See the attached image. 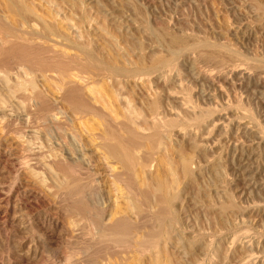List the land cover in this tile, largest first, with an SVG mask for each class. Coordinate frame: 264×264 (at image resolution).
I'll return each instance as SVG.
<instances>
[{
  "label": "rangeland",
  "instance_id": "rangeland-1",
  "mask_svg": "<svg viewBox=\"0 0 264 264\" xmlns=\"http://www.w3.org/2000/svg\"><path fill=\"white\" fill-rule=\"evenodd\" d=\"M21 1L0 0V46L32 48L9 60L0 48V264H264V0ZM77 87L97 104H71ZM108 129L136 150V191L107 150ZM62 163H77L83 203L70 197ZM157 178L175 185L173 220L143 194ZM125 215L137 226L126 242L99 243L101 228Z\"/></svg>",
  "mask_w": 264,
  "mask_h": 264
},
{
  "label": "bare ground",
  "instance_id": "bare-ground-1",
  "mask_svg": "<svg viewBox=\"0 0 264 264\" xmlns=\"http://www.w3.org/2000/svg\"><path fill=\"white\" fill-rule=\"evenodd\" d=\"M22 1H23V0H22ZM22 1H21V2H22ZM25 3H26V2H25ZM11 4H13V3H11ZM22 4H23V3H22ZM15 6H16V5H15ZM21 8H23V7H21ZM22 10H23V9H22ZM1 23H2V22H1ZM5 26H6V25H5ZM0 29H2V28H0ZM8 31L10 32V30H8ZM8 31H7V32H8ZM4 36H5V35H4ZM16 36H17V35H16ZM2 38L4 39V37H2ZM5 38H7V37H5ZM9 38H10V37H9ZM176 38H177V37H176ZM163 39H164V38H163ZM181 39H182V38H181ZM6 40H7V39H6ZM177 40H178V39H175L176 42H177ZM8 41H9V40H8ZM15 41H16V40H15ZM26 41H27V40H26ZM0 42H1V41H0ZM6 42H7V41H6ZM8 43H9V42H8ZM8 43H7V46L9 45ZM13 43H17V42H13ZM18 43H19V42H18ZM18 43H17V44H18ZM23 43H24V42H23ZM177 43H178V45L180 46L179 42H177ZM17 44H16V46H17ZM26 44H27V43H26ZM31 44H32V43H31ZM20 45H21V46H20ZM20 45L18 44L19 47H24V44H22V42L20 43ZM28 45H29V44H28ZM167 45H168V44H167ZM169 45H170V44H169ZM1 46H2V45H1ZM1 46H0V48H1V50H3L4 47L2 48ZM9 46H11V47H9V49H8V47L6 48V46H5V50L7 49V54H9V55L6 54V55H7L6 59H7L8 57L10 58L11 55H13L15 52L18 53V48H19V47H17V48H16L17 51H15V50H14V49H15V47H14L15 45H13L14 49L12 48V44L9 45ZM26 46H27V45H25V47H26ZM25 47H24V49H25ZM30 47H31V46H30ZM30 47L27 46V49L31 50L32 48L30 49ZM174 47H175V46H174ZM176 47H177V46H176ZM176 47H175V48H176ZM177 48H178V47H177ZM22 49H23V48H22ZM27 49H25V50H27ZM178 49H179V48H178ZM5 50H3V51H5ZM38 50H39V49H38ZM19 51H20V50H19ZM23 51H24V50H23ZM23 51H22V52H23ZM27 51H28V50H27ZM27 51L25 52V54H22V55H21L22 59H23V60H26V61L28 60V56L31 55V52H27ZM39 51H40V50H39ZM41 51H42V50H41ZM173 52H174V51H173ZM1 53H2V51H1ZM34 53L36 54V51H35ZM4 54H5V53H4ZM4 54L2 53V56L4 57V62H5L6 59H5ZM32 54H33V53H32ZM35 54H34V55H35ZM14 55H15V54H14ZM14 55H13V56H14ZM16 55H17V54H16ZM16 55H15V56H16ZM0 56H1V55H0ZM2 56L0 57V59L3 58ZM41 56H42V55H41ZM207 56H208V55H207ZM16 57H17V56H16ZM16 57H15V58H16ZM21 57H18L17 59H19V58L21 59ZM31 57H32V56H31ZM92 57H93V56H92ZM158 57H159V56H158ZM9 58H8L7 60H9ZM13 58H14V57H13ZM29 58H30V57H29ZM36 58H39V55H38V57H36ZM169 58H170V57H169ZM20 59H19V60H20ZM92 59H94V58H92ZM1 60H3V59H1ZM12 60H13V59H12ZM31 60H32V59H31ZM31 60H30V61H31ZM40 60H41V59H39V61H40ZM72 60H73V59H72ZM74 60H75V59H74ZM159 60H160V59H159ZM159 60L157 59L156 61H159ZM21 61H22V60H21ZM28 61H29V60H28ZM93 61H94V60H93ZM97 61H98V60H97ZM156 61H155L154 65L156 64ZM164 61H165V60H164ZM164 61H163V59L160 60V62H161V65H160V66H164V65H165V64L162 65V64H163L162 62H164ZM177 61H178V60H177ZM8 62H9V61H7V63H8ZM10 62H11V61H10ZM10 62H9V63H10ZM78 62H79V60H78ZM129 62H130V61H129ZM143 62H144V61H143ZM165 62H167V61H165ZM76 63H77V62H76ZM138 63H139V62H138ZM144 63H146V62H144ZM63 64H66L65 66L68 65V64L65 63V62L62 63V64L59 63V64H58V68L60 67L61 69H63V67H64ZM77 64H78V63H77ZM79 64H80V63H79ZM97 64H98V63H97ZM136 64H137V63H136ZM142 64H143V63H142ZM150 64H151V63H150ZM169 64H170V63H169ZM124 65H125V64H124ZM140 65H141V64H140ZM176 65H177V64H176ZM151 66H152V65H151ZM157 66L159 67V65H157ZM68 67H69V66H68ZM104 67H105V66H104ZM152 67H153V66H152ZM166 67H167V66H166ZM169 67H170V66H169ZM176 67H177V66H176ZM95 68H96V67H95ZM105 68H106V67H105ZM148 68L150 69V67H148ZM64 69H65V67H64ZM111 69H112V68H111ZM114 69H116V68H114ZM125 69L127 70L128 68L125 67ZM135 69H136V68H135ZM153 69H154V68H153ZM159 69L161 70V68H159ZM118 70H119V69H118ZM126 70L123 69L124 72H123V71H122V72L125 73ZM110 71H111V70H110ZM115 71H117V70H115ZM134 71H135V73H136V70H134ZM148 71H149V70H148ZM151 71H155V70H152V69H151ZM151 71H150V72H151ZM156 71H157V70H156ZM156 71H155V72H156ZM127 73H128V72H127ZM127 73H125V74H127ZM103 74H104V73H103ZM119 74H121V73H119ZM129 74H131V73L129 72L127 75L129 76ZM142 74H143V73H142ZM109 75H110V74H109ZM136 75H137V74H136ZM152 75H153V73H152ZM165 75H166V73H165ZM78 77H80V76H77V78H78ZM134 77H135V76H134ZM142 77H143V76H142ZM80 78H81V77H80ZM75 79H76V78H75ZM75 79H74V80H75ZM83 79H84V78H83ZM79 80H80V79H79ZM80 81H81V80H80ZM77 82H78V80H77ZM77 82H76V83H77ZM83 82H84V81H83ZM180 82H181V81H180ZM87 83H88V82H87ZM79 84L81 85V84H82V81H81V83H79ZM79 84H77V85H79ZM83 84H84V83H83ZM83 84H82V85H83ZM80 85H79V88H80ZM85 85H86V84H84L83 86H85ZM89 85H90V84H89ZM83 86H82V88H81V89H82V92L84 91V89H88L87 91H88V94H89V90H90L91 87H88V86H87V88H86V86H85V88L83 89ZM75 87H76V84H75ZM72 88H74V87H72ZM76 89H77V90H76ZM76 89H75V90H74V89H71L69 92H67V99L70 101L71 104H73V105H75L76 107H79V108H85V110L89 107V106H87V103L90 102V99L92 100L91 103H95V102H96V104H97L96 98L99 99V97H100V96L97 97V96H98L97 93H96L97 96H94V95H95V93H93L94 91H93V92L90 91L92 94L89 96V100H88V98H87V99L85 98V97H88V95L86 94L87 92H85L86 90L84 91V92H85V97H84V93H83V94H78V92L82 93V92H81V89H78V87H77ZM68 90H69V89H68ZM92 90H93V89H92ZM148 91H149V90H148ZM102 94H103V93H102ZM79 95H80V96H79ZM82 95H83V96H82ZM107 95H108V94H107ZM179 95H180V94H179ZM81 96H82V97H81ZM102 96H103V95H102ZM109 96H110V95H109ZM83 97H84L85 99H84ZM111 97H112V96H111ZM65 98H66V95H65ZM106 98H107V97H106ZM108 99H109V98H108ZM150 99H151V98H150ZM113 100H114V99H113ZM93 101H94V102H93ZM99 101H100V100H98V103H99ZM105 101H106V100H105ZM114 101H115V100H114ZM189 101H190V100H189ZM109 102H110V101H109ZM160 102H161V101H159V99H155L154 102L152 103V106H154L153 109H155L157 106H160V104H161ZM91 103H90V104H91ZM102 103H103L104 105H103ZM111 103H112V102H111ZM184 103H185V102H184ZM101 104L103 105V106L101 105V106H102V107H101L102 110H104L106 113H108L110 116H112V117L114 118V115L111 113V112H113V111H111L110 108H109V110H108V108L105 106V105L108 104V103H107V102L105 103L104 100L101 99ZM185 104H186V103H185ZM99 105H100V104H99ZM113 105H114V104H113ZM115 105H116V104H115ZM125 105H126V104H125ZM107 106H108V105H107ZM111 106H112V105H111ZM111 106H110V107H111ZM149 106H150V104H149ZM45 107H47V106H44V108H45ZM99 107H100V106H99ZM42 108H43V107H42ZM44 108H43V109H44ZM79 108H78V109H79ZM111 108H112V107H111ZM157 108H158V107H157ZM157 108H156V109H157ZM88 109H89V108H88ZM98 109H100V108H98ZM102 110H101V111H102ZM83 111H84V110H83ZM89 111H90V110H89ZM109 111H111V112H109ZM89 113H90V112H89ZM104 114H105V113H104ZM111 114H112V115H111ZM134 115H135V114H134ZM156 115H157V114H156ZM106 116H107V115H106ZM128 117H130V116L128 115ZM131 117H132V116H131ZM135 117H136V115H135ZM136 118H137V117H136ZM201 118H202V117H201ZM238 118H239V117H238ZM117 119H118V118H117ZM129 119L132 120V121L134 122V120H133L134 118H133V119H131V118H127V121H128ZM107 120H108V119H107ZM114 120H115V119H114ZM114 120H112V122H113ZM105 121H106V120H105ZM117 121H118V120H117ZM109 122H110L112 125H113V124H114V125H117V123H116V124H115V122L112 123L110 120H109ZM128 122H129V121H128ZM133 122H132V123H133ZM175 122H176V121H175ZM120 123H121V122H120ZM125 123H126V122H125ZM125 123H124V124H125ZM134 123H135V122H134ZM155 123H156V122H155ZM168 123H169V122H168ZM197 123H198V122H197ZM130 124H131V123H130ZM136 124H137V123H136ZM136 124H135V125H136ZM157 124H158V123H157ZM173 124H174V123H173ZM109 125H110V124H109ZM112 125H111V126H112ZM114 125H113V126H114ZM106 126H107V125H106ZM123 126H124V125H123ZM131 126H132V125H131ZM137 126H138V125H136V127H137ZM154 126H156V124H155ZM157 126H158V125H157ZM157 126H156V127H157ZM127 127H128V126H127ZM127 127H124V129L126 128V130H127V131H125V134H127L126 132L130 131V129L128 128V129H129V130H128ZM140 127H141V126H140ZM156 127H155V128H156ZM157 128H160V127L158 126ZM157 128H156V132H158V133L160 134L161 132H159ZM162 128H163V127H162ZM162 128H161V129H162ZM116 129H117V127H116ZM124 129H123V130H124ZM145 129H146V128H145ZM104 130H106V129H104ZM132 130H133V128H132ZM134 130H135V129H134ZM134 130H133V131H134ZM137 130H138V128H137L135 131H137ZM139 130H141V129H139ZM118 131H119V129H118ZM121 131H122V130H121ZM135 131H134V132H135ZM119 132H120V131H119ZM119 132H118V134H119ZM106 133H107V136L109 137V140L113 139V140L116 141L115 143H110V144L108 145V149H107V147H106V149L109 150V153H112L113 155H115L116 158H119V160L121 159L120 162H123V163H122L123 165L125 164L124 167H126L125 170H126V169L128 170V171H127V172H128V173H127L128 175H130V173L132 172V174L130 175V180H129V181H130V184H132V186H133V184H137V185L140 184V185H141L140 182H141L142 180H138V179H137V178H138V177H137V174H138V173H136V170H135V162H136V159H137V158L135 159V157H132V155L135 156L134 153H136V152H135L136 150H135V151L133 150L134 152L132 151L133 154H132V152L129 150L130 147H132L130 144L135 145L136 143L133 144V143H130V142H129L130 147H129V146L126 147L125 145H128V143H127L128 140L126 139V136H128L129 134H128V135H125V137H124V138L126 139V140H124V141H126V142H124V143H127V144H124V143L122 144V140L120 139V138H121L120 135L122 136V134H120L119 137H118V135H117V134L114 132V130H112V129H108V132L106 131ZM106 133H104V134H106ZM120 133H124V132L122 131V132H120ZM130 133L133 134L131 131H130ZM135 133H136V132H135ZM150 133H152V132H150ZM148 134H149V133H148ZM148 134H147V136H148ZM159 134H158V135H159ZM153 135H154V133H153ZM131 136H132V135H131ZM140 136H141V135H139V133H138V134L136 133V134L133 136V139H134V140H137L138 138H140ZM143 136L147 137V136L144 135V134H143ZM150 136H151V135H150ZM150 136H149V137H150ZM129 137H130V136H129ZM152 137H156V135H155V136H152ZM152 137H151V139H152ZM161 137H162V136H161ZM147 138H148V137H147ZM117 139H119V140L117 141ZM143 139H144L145 141L150 140L149 138H148L147 140H146L145 138H143ZM154 139L159 140L158 137H156V138H154ZM154 139H153L152 142H151L152 145L155 144V141H156V140L154 141ZM142 141H143V140H142ZM145 141H144V142H145ZM150 141H151V140H150ZM153 141H154V142H153ZM110 142H111V141H110ZM132 142H133V141H132ZM148 142H149V141H148ZM139 143H140V142H139ZM149 143H150V142H149ZM151 143H150V145H151ZM153 143H154V144H153ZM107 144H108V142L106 143V145H107ZM141 144H142V143H141ZM144 144H145V143H144ZM147 144H148V143H146L145 145H147ZM137 146H138V145H137ZM148 146H149V145H148ZM103 147H104V146H103ZM128 147H129V149H128ZM135 147H136V146H135ZM146 147H147V146H146ZM150 147H151V146H150ZM153 147H154V146H153ZM137 148H139V147H137ZM156 148H157V147H156ZM147 149H148V148H147ZM157 149H158V148H157ZM153 150H154V149H153ZM158 150L160 151V149H158ZM138 154H139V152H138ZM139 158H140V157H139ZM167 159H168V158H167ZM186 160H187V159H186ZM186 160L183 159V164H182V165H183V168H182V171H184V172L186 173V175L189 174V176H190V173H192V172L189 171L190 168L188 169V166H189L188 163H190V162H188L189 160H188V161H186ZM168 161H169V160H168ZM168 161H166V164L169 165V162H168ZM180 161H181V160H180ZM59 162L61 163V161H59ZM181 162H182V161H181ZM187 162H188V163H187ZM55 163H56V162H55ZM66 163H67V162H66ZM69 163H70V162H69ZM179 163H180V162H179ZM58 164H59V163H58ZM62 164H63V163H62ZM64 164H65V163H64ZM64 164H63V165H64ZM76 164H77V163L73 164V167H74V165H75V167H78V165H76ZM176 164H177V163H176ZM54 165H56V164H54ZM66 165H67V164H66ZM182 165H181V167H182ZM57 166H58V165H57ZM69 166L71 167V165H69ZM64 167H65V168H64ZM67 167H68V166H65V165L63 166V168H64L65 170H67ZM73 167L71 168V171H70V169H69V171L67 170L69 173H67L64 169L61 170V171H63L62 173H64V176H65V172H66V175H68V178H66V179H69V176H70V179H71V177H72V181H71L70 183L68 182L69 186L67 185V186H65V187H66V189H67V188L69 189V195H70V197H72V198L75 197V198L79 199V200L82 202L83 198H86L85 195H86L87 193L84 195V190H83V189H84L85 187L83 188V185H82L81 183H79V180L77 179V177L74 178V177H75L74 175H76V174H75V173H76V170L73 171V170H74ZM75 167H74V168H75ZM79 167H80V166H79ZM136 167H137V165H136ZM50 168H51V167H50ZM56 168H57V167H56ZM54 169H55V168H54ZM76 169H79V171L81 172L80 168H76ZM167 169H168V168H167ZM183 169H184V170H183ZM169 170H171V169H169ZM173 170H174V169H173ZM179 170H180V168H179ZM64 171H65V172H64ZM72 171H73V172H72ZM122 171H124V170H122ZM129 171H130V172H129ZM137 171H138V170H137ZM176 171H177V169H176ZM74 172H75V173H74ZM140 172H141V171H140ZM169 172H171V171H169ZM177 172H178V171H177ZM62 173H61V174H62ZM73 173H74V175H73ZM122 173H123V172H122ZM173 173H174V172H173ZM120 174H121V173H120ZM120 174H119V175H120ZM140 174H141V173H140ZM177 174H178V173H177ZM82 175H83V174H82ZM128 175H127V176H128ZM167 175H168V174H167ZM170 175H171V174H170ZM170 175H169V176H170ZM175 175H176V174H175ZM178 175H179V174H178ZM183 175H184V173H183ZM186 175H184V176H186ZM87 176H88V175H87ZM125 176H126V174H125ZM163 176H164V175H163ZM184 176H183V177H184ZM128 177H129V176H128ZM139 177L143 178L142 176H139ZM164 177H165V176H164ZM171 177H172V176H171ZM80 178H81V177H80ZM80 178H79V179H80ZM119 178H120V176H119ZM126 178H127V177H126ZM88 179H89V178H88ZM116 179H117V178H116ZM128 179H129V178H128ZM128 179H126V180L128 181ZM157 179H158V178H157ZM164 179H165V178H164ZM164 179H163V180H162L161 178H160V180L158 179L159 181L157 182L156 187H154V189H153L152 191H149V190L144 191L143 194H144L145 196H148V197H150V196L152 195V196H151L152 198H153V194H155V195H156V197H155V198H156V199H155V204H157V209H158L156 213H158V215H162V216H164V217L166 216V218H167V216L170 217V215H171V209H172L171 207H172V205H173V204L171 205V202L173 201V195L170 193V191H171L170 189H171V185H174V183H172V184L169 183V182L166 180V179H168V178H166L165 180H164ZM177 179H178V178H177ZM121 180H122V178H121ZM143 180H144V179H143ZM145 180L147 181V179H145ZM153 180H154V179H153ZM173 180H174V179H173ZM66 181H69V180H66ZM118 181H119V180H118ZM174 181H175V180H174ZM80 182H81V181H80ZM123 182H124V181H123ZM125 182H126V181H125ZM144 182H145V181H144ZM147 182H148V181H147ZM64 183L67 184L66 182H64ZM65 184H64V185H65ZM83 184H84V183H83ZM127 184H128V182H127ZM152 184H153V183H152ZM140 185H139V187H140ZM146 185H147V183H146ZM146 185H145V186H146ZM153 185H154V184H153ZM85 186H86V185H85ZM129 186H131V185H129ZM141 186H142V185H141ZM174 186H175V185H174ZM133 187H134V186H133ZM133 187H132V189H133ZM148 187H149V186H148ZM134 188H135V187H134ZM141 188H142V187H141ZM174 188H175V187H174ZM174 188H173L172 190H174ZM130 190H131V189H130ZM134 190L136 191V188H135ZM89 191H90V190H89ZM135 191H134V192H135ZM139 191L141 192V190H139ZM139 191H137V192H139ZM142 191H143V190H142ZM86 192H87V191H86ZM137 192H136V193H137ZM136 193H135L134 195H136ZM172 193H174V192H172ZM83 195H84V196H83ZM139 195H140V194H139ZM139 195H138V196H139ZM149 195H150V196H149ZM136 196H137V195H136ZM145 196H143V198H144ZM148 197H147V198H148ZM139 198H140V197H139ZM139 198H138V199H139ZM152 198H151V199H152ZM72 200H73V199H72ZM79 200L75 201V199H74V201H75V202H78V203L80 202ZM86 200H87V199H86ZM144 200H146V199L144 198ZM144 200H143V201H144ZM84 201H85V200H84ZM87 201H88V200H87ZM89 201H90V200H89ZM146 201H147V200H146ZM152 201H153V200H152ZM147 202L149 203V202H151V201H149V199H148ZM73 203H74V202H73ZM82 203H83V202H82ZM88 203H90V202H88ZM136 203H137V202H136ZM144 203L146 204V202H143V203H142V206H140L141 208H142V207H145V208H146V206L144 205ZM172 203H173V202H172ZM76 204H77V203H76ZM76 204H75V205H76ZM85 204H86V202L84 203V205H85ZM77 205H78V204H77ZM79 205H81V204H79ZM87 205H88V204H87ZM134 205H135V204H134ZM139 205H140V203L138 204V207H139ZM146 205H147V204H146ZM148 205H149V204H148ZM148 205H147V207L150 208V205H149V206H148ZM81 206H82V205H81ZM81 206H80V208L83 207V206H82V207H81ZM89 206H90V204H89ZM136 206H137V205H136ZM87 207H88V206H87ZM87 207H86V205H85L84 208L81 209V210L87 212V211H88V208H87ZM91 207H92V206H91ZM92 208H93V207H92ZM96 208H97V207H96ZM96 208H94V209L97 210ZM145 208H144V209H145ZM151 208H152V204H151ZM89 209H90V207H89ZM128 209H129V208H128ZM136 209H137V207H136ZM142 209H143V208H142ZM146 209H147V208H146ZM146 209H145V211L142 210L141 212H143V211L146 212ZM173 209H174V208H173ZM99 210H100V208H99ZM130 211H131V210H130ZM130 211H129V212H130ZM150 211H151V210H150ZM144 212H143V214H144ZM172 212H173V211H172ZM82 213H84V212H82ZM138 213H139V212H138ZM138 213H137V214H138ZM146 213H147V212H146ZM146 213H145V214H146ZM148 213H149V211H148ZM148 213H147V214H148ZM151 213H152V211H151ZM151 213H150V214H151ZM154 213H155V212H154ZM156 213L153 214V215H156ZM84 214H85V213H84ZM129 214H130V213H129ZM140 214H141V213H139L138 216H139ZM145 214H144V216H146ZM150 214H148L149 216H147V217H149V218L151 219L152 217H150ZM89 215H90V214H89ZM127 215H128V214H127ZM127 215H125V216H121V218H118V220L116 219L117 221L113 222V223H112L113 225L111 224L112 226H110V227L108 226L109 228H108V227H106L107 229H106V228H104V229L101 228V231H100V234H101V235L99 234V236H100L99 243H101V244L103 243L104 246H106V245H105V243H106L105 241H106L107 237L110 236V235H115V234H117L116 237H117L118 239H119V237H118L119 234L122 235L123 238H125V239H123V242H126V237H127V236L129 237V233H130V232H134L133 230H134V229L136 230V227H137V226L135 225L136 227L134 228V225H133L134 222H133V221L131 220V218H130L129 216H127ZM93 216H94V215H92V218H95V217H93ZM162 216H161V217H162ZM99 217H100V216H99ZM141 217H142V219H145V218L148 219L147 217H143V215H142ZM161 217H159V218H161ZM97 218H98V217H97ZM139 218H140V217H139ZM153 218H154V217H153ZM153 218H152L151 220L149 219L148 221H150V223H153V222H151V221L153 220ZM157 218H158V216H157ZM157 218L154 219V220H155L154 223L159 219V218H158V219H157ZM98 219H99V218H98ZM146 219H145V220H146ZM168 219H169V218H168ZM168 219H167V220H168ZM170 219L173 220V216H172V218L170 217ZM93 220H94V219H93ZM95 220H96V219H95ZM138 220H139V219H138ZM140 220H141V219H140ZM145 220H144V221H145ZM164 220H165V218H163V219H159V221H161V222H164ZM142 221H143V220H142ZM144 221H143V223H144ZM159 221H158V223H160ZM167 222H168V224H169V222H171V220H169V221H167ZM172 222H173V221H172ZM141 223H142V222H141ZM141 223H138L137 225H138V227H142L141 229L144 230L146 226H145L144 229H143V225H145V224L147 223V221H145V223H144L143 225H142ZM97 224H98V223H97ZM139 224H141L142 226H140ZM147 224H149V223H147ZM163 224H167L166 221H165V223H163ZM171 224H172V223H171ZM174 224H175V223H174ZM155 225H156V227H155ZM157 225H158L157 222H156V224H152V226H153V230H156L157 227L159 228V225H158V226H157ZM160 225H161V224H160ZM147 226H148L149 229H151V227H150L151 225H147ZM163 226H164V225H163ZM165 226H167V225H165ZM165 226H164V228H165ZM97 227H98V226H97ZM101 227H102V226H101ZM103 227H104V226H103ZM154 227H155V229H154ZM137 229H138V228H137ZM141 229H140V230H141ZM146 229H147V228H146ZM146 229H145V230H146ZM149 229L146 230V231H148L149 234H151L152 231H149ZM159 229H160V228H159ZM161 229H162V228H161ZM138 230H139V229H138ZM162 230H164V229H162ZM167 230H168V228H167ZM98 232H99V231H98ZM135 232L139 234L140 231H138V232L135 231ZM153 232H154V231H153ZM153 232H152V233H153ZM158 232H161V231L159 230ZM158 232H157V233H158ZM163 232H164V231H163ZM163 232H162V233H163ZM165 232H166V231H165ZM142 233H143V231H142ZM145 234H146V232H145ZM149 234H148V235H149ZM155 234H156V232H155ZM140 235H141V233H140ZM142 235H143V234H142ZM142 235H141V236H142ZM151 235H152V234H151ZM151 235L149 236L151 239H152V237H153V238H154V237H155V238L158 237V239H155V238L153 239V240H155V241L157 240L156 242H153V244H155V243L160 244V243H159V242H160V240H159V235L156 236V235H154V233H153L154 236L151 237ZM163 235H164V234H163ZM163 235L161 234L160 236L163 237ZM136 236H137V235H136ZM141 236H140V237H141ZM146 236H147V234H146ZM114 237H115V236H114ZM114 237H113V238H114ZM116 237H115V239H116ZM134 237H135V236H133L132 238H134ZM137 237H138V236H137ZM142 237H143V236H142ZM144 237H145V235H144ZM147 237H148V236H147ZM147 237H146V238H147ZM149 237H148V238H149ZM108 238H109V237H108ZM111 238H112V236H111ZM113 238H112V239H113ZM146 238H143V239L146 240ZM148 238H147V239H148ZM95 239H96V238H95ZM118 239H117V240H118ZM129 239H131V238H129ZM129 239H127V241H129ZM131 240H132V239H131ZM133 240L135 241L136 239H133ZM133 240H132V241H133ZM158 240H159V242H158ZM118 241H119V240H118ZM120 241H121V243H122V240H120ZM132 241H131V243H134V242H132ZM141 241H142V240H141ZM146 241H147V240H146ZM146 241H142V242L138 241V242L141 243V245H140V244H138V245H139L140 247H141V246H144V245H143V242H145V244H146V245H145V249H146L147 244H148V242H146ZM111 242H112V241H111ZM129 242H130V241H129ZM135 242H137V241H135ZM161 242H162V241H161ZM95 243H96V242H95ZM118 243H119V242H118ZM127 243H128V242H127ZM131 243H130V244H131ZM122 244H123V243H122ZM124 244H125V243H124ZM115 245H116V244H115ZM131 245H132V244H131ZM133 245H134V244H133ZM135 246H136V245H135ZM148 246H149V245H148ZM154 246H155V247H154ZM154 246L151 247V248H150V247H148V248H150V249L152 250V248H156V247L159 246V245L156 246V244H155ZM102 247H103V246H102ZM102 247H100L99 249H101ZM118 247H119V246H118ZM107 248H108V246H107ZM99 249H98V250H99ZM105 249H106V248H105ZM158 249H159V248H158ZM99 251L102 252V250H99ZM103 251H106V250H103ZM94 252H95V251H94ZM97 252H98V251H97ZM95 253H96V252H95ZM99 253H100V252H98L97 254H99ZM102 253H103V252H102ZM156 253H157V252H156ZM159 253H161V250H160ZM100 254H101V253H100ZM110 254H111V253H110ZM103 255H104V254H103ZM155 255H156V254H155ZM155 255H153V256H155ZM94 256H95V255H94ZM97 256H98V255H97ZM102 257H103V256H102ZM102 257H101V258H102ZM155 257H156V256H155ZM159 257H161L160 254H159ZM157 258H158V257H157ZM161 258H162V257H161ZM158 259H159V258H158ZM89 260H90V259H89ZM93 260H94V259H93ZM96 260H97V259H96ZM162 264H163V263H162Z\"/></svg>",
  "mask_w": 264,
  "mask_h": 264
}]
</instances>
